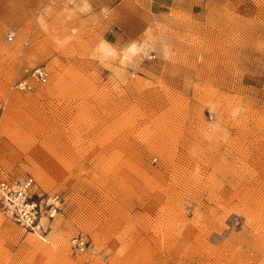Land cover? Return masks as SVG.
<instances>
[{
    "label": "rangeland",
    "instance_id": "374dc122",
    "mask_svg": "<svg viewBox=\"0 0 264 264\" xmlns=\"http://www.w3.org/2000/svg\"><path fill=\"white\" fill-rule=\"evenodd\" d=\"M0 164V264H264V0H0Z\"/></svg>",
    "mask_w": 264,
    "mask_h": 264
},
{
    "label": "built area",
    "instance_id": "2783aa9c",
    "mask_svg": "<svg viewBox=\"0 0 264 264\" xmlns=\"http://www.w3.org/2000/svg\"><path fill=\"white\" fill-rule=\"evenodd\" d=\"M12 38V34L7 37L8 41H11ZM46 78L45 68L37 67L31 70L24 79L16 82L13 87L19 90H30L32 82L43 83ZM33 182L32 177H5L0 165V212L24 230L44 234L48 227L41 224V218H53V212L57 210L59 199L55 195L48 196L43 201L41 195L31 191ZM72 246L75 251L84 254L89 243L86 236L80 234L73 238Z\"/></svg>",
    "mask_w": 264,
    "mask_h": 264
},
{
    "label": "bare ground",
    "instance_id": "6f19581e",
    "mask_svg": "<svg viewBox=\"0 0 264 264\" xmlns=\"http://www.w3.org/2000/svg\"><path fill=\"white\" fill-rule=\"evenodd\" d=\"M106 52H108V53H110V51H108V50H105ZM112 52V51H111ZM141 52V50L139 49V48H137L136 46H133V47H130L126 52H125V54H124V58H132L134 55H136L137 53H140ZM145 52V51H144ZM142 53V52H141ZM45 68V67H44ZM46 70V69H45ZM47 72V71H46ZM47 78H48V72H47ZM47 78H46V80H47ZM46 80H45V82H46ZM37 83H39V82H37ZM44 83V82H43ZM1 165V164H0ZM2 166V165H1ZM2 170H3V172H4V176L5 177H7L8 176V173L6 172V170L3 168V166H2ZM33 178V177H32ZM33 180H34V178H33ZM34 186H35V180H34V182H33V186H32V188H31V191L32 192H34ZM50 202V201H49ZM58 208V207H57ZM57 211V210H56ZM54 213V216H55V213L56 212H53ZM54 216H53V218H54ZM52 218V219H53ZM43 219H45L44 217H42L41 218V224L45 227V225L48 227V229L45 231V233L46 232H48V230H49V224H44L43 223ZM48 221H49V219H47ZM32 233H34V232H32Z\"/></svg>",
    "mask_w": 264,
    "mask_h": 264
},
{
    "label": "crops",
    "instance_id": "0c3cea01",
    "mask_svg": "<svg viewBox=\"0 0 264 264\" xmlns=\"http://www.w3.org/2000/svg\"><path fill=\"white\" fill-rule=\"evenodd\" d=\"M67 5L72 6L75 3L78 4L79 2L81 3L82 0H63ZM81 5V4H80ZM86 10L89 8L88 3L86 2V6H85Z\"/></svg>",
    "mask_w": 264,
    "mask_h": 264
}]
</instances>
